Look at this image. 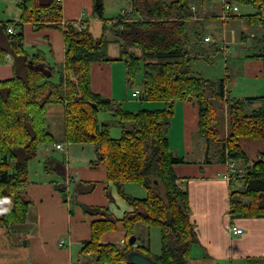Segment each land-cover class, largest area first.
<instances>
[{"label":"trees","instance_id":"obj_1","mask_svg":"<svg viewBox=\"0 0 264 264\" xmlns=\"http://www.w3.org/2000/svg\"><path fill=\"white\" fill-rule=\"evenodd\" d=\"M188 1L132 0L131 18L120 17L108 27L104 0H94V16L103 23L100 37L89 26L80 31L78 21L63 24V7L58 0H22L18 3L20 22L0 24L5 40V45L0 44V65H11L15 73L12 79L0 81V204L4 206L0 227L10 234L15 225L27 219L31 202L24 191L29 184V162L41 146L54 143L47 129L50 103L65 105L67 142L95 145L97 163L106 165L108 182L129 206L120 220L108 208L81 205L74 198L70 201L66 186L54 185L66 203L79 204L85 214L104 218L92 224L91 241L82 249L84 264H134L132 252L149 257L152 264H192L199 239L190 220L189 194L178 184L174 169L186 161L175 156L169 141L175 106L181 100L198 104L199 135L207 144L221 145L219 163L244 162L245 177L240 179L244 189L231 192L232 218L264 217V152L250 163L240 145L243 138L264 145V107L250 111L248 104L254 99H225L226 79L214 81L193 73V63L199 59L190 56L189 45L200 32L192 35L189 24L194 13ZM237 1L255 9L246 21L263 28L264 42V0ZM23 23L34 24L35 30L54 26L63 31L67 51L58 80L52 67L45 65L42 52L31 55L27 51L19 26ZM9 26L17 28L14 34L8 33ZM107 31L118 37L130 86L135 75L143 72L141 102H162L163 109L131 112L93 92L92 64L111 60L106 53ZM130 47L139 52L131 53ZM225 108L230 133L223 139L217 129ZM101 113L111 114L114 122H101ZM115 126L121 129L119 138L111 135ZM43 167L47 173L66 176L65 163L54 156L48 157ZM127 183L143 186L147 197L128 195L124 190ZM120 224L127 244H103V236L117 231ZM140 224L147 230L160 229V254H153L150 245L141 241L137 235ZM130 237H136L135 244H142L135 249L129 244Z\"/></svg>","mask_w":264,"mask_h":264},{"label":"crops","instance_id":"obj_2","mask_svg":"<svg viewBox=\"0 0 264 264\" xmlns=\"http://www.w3.org/2000/svg\"><path fill=\"white\" fill-rule=\"evenodd\" d=\"M16 1L0 0V24L12 20L20 22L21 11ZM128 1L126 10H121V18L134 14L132 0ZM191 3V12L199 13V17L195 15L192 19L197 27L190 25L192 35L199 31L200 37L192 39L189 45L190 56L199 60L206 59L217 51L227 65L226 74L223 78L213 80L226 79L225 99H254L248 104L250 111L264 107V100L260 99L264 98L263 28L250 26L246 21L248 16L256 13L255 9L238 2L239 14L225 22L222 20L220 2L193 0ZM61 4L63 24L83 21L90 30L93 25L97 30H103V23L94 16V0H61ZM122 11H126L125 16ZM110 25L112 23L107 24L108 27ZM19 26L23 28L27 51L31 55L42 52L46 59L45 65L52 67L55 75L58 72L60 78L67 51L63 31L54 26L35 30L32 23ZM109 32L112 31L106 34L109 42L106 53L111 60L92 64L91 86L95 94L116 105H123L122 102L131 94L127 86V68L121 62L118 37L112 32L111 38ZM207 37L211 39L210 42L216 38L217 44L210 45V42L205 41ZM223 43H226L229 54L232 50L230 47L236 50V54L233 55L232 51L229 57H225L227 52L221 47ZM0 44L5 45L1 34ZM109 50L111 56L108 55ZM196 62L193 64H199ZM14 74L11 65H0V81L12 79ZM137 91L141 93L140 88L134 90L132 100H128L132 108L128 111L137 112L145 109L143 106L147 107L141 99L133 97ZM47 129L54 143L41 146L36 158L28 165L29 184L24 192L31 204L27 220L16 225L10 234L0 227V264H84L82 249L91 241L92 224L104 218L85 214L79 204L108 208L120 220L129 211V206L120 197L117 188L108 182L106 165L97 163L95 145L67 142L64 104L47 105ZM169 141L175 156L186 161L174 169L179 178L178 184L189 194L190 220L199 239V244L193 248L192 264H259L264 259V217L232 218L230 215L231 192L243 190V182L234 178L231 183L224 178L228 165L218 162L221 145L216 142L207 144L199 135L197 103L189 100L177 102ZM57 145L63 148L57 149ZM240 145L250 163L259 160L264 152V145L260 141L243 138ZM52 156L65 163V178L45 171L43 163ZM236 165L239 170L246 172L244 162L238 161ZM56 183L64 184L70 201L74 198L79 204L66 203L55 189ZM142 188L138 184L124 185L128 195L140 199L147 197V190L144 188L142 191ZM232 227L242 229V234H234ZM137 235H140V229H137ZM125 239V231L120 224L117 231L103 236L102 243L122 245ZM141 244L137 242V245Z\"/></svg>","mask_w":264,"mask_h":264},{"label":"rangeland","instance_id":"obj_3","mask_svg":"<svg viewBox=\"0 0 264 264\" xmlns=\"http://www.w3.org/2000/svg\"><path fill=\"white\" fill-rule=\"evenodd\" d=\"M14 1L15 0H12V2H14ZM167 1H169V0H167ZM192 1L193 0L187 2L189 6L192 4L191 3ZM16 2H18V1H16ZM128 2H129L128 0H104V5H105V9H106L105 16H106V19L108 20V23H112L113 21H115L118 18H120L119 16L121 15V10L125 9L126 7L129 6ZM12 6H13V4H12ZM242 11H245V10L243 9ZM195 15H197L199 17V13L196 12V14L194 13V17H195ZM129 18H131V17H129ZM191 23H192V21H190L189 25H192L193 27H197V25L194 22L192 24ZM196 23H201V22H196ZM91 30L97 37H100L101 34H102V30L101 29L97 30V27L95 25H93L91 27ZM191 30H192V28H191ZM109 34H110L109 36L111 37L112 36V32L111 33L109 32ZM107 37H108V35H107ZM209 44L210 45L217 44V39L216 38H214V39L212 38V42H210ZM230 48H232V50L230 49V54L233 51V55H235L236 54V50L233 47H230ZM129 51L131 53H138L139 52L135 47H130ZM108 55L109 56L112 55V52L110 50L108 51ZM224 55H225V52H224ZM225 57H226V55H225ZM197 61H198L199 64H197V65L193 64L194 69L192 67L193 73H195V74L202 75V76H205L207 78H211L212 80L213 79H218V78L219 79L223 78L224 74H226V69L225 68H226L227 65L224 62L222 56L218 55L217 51H216V53L214 55H209V57H207L206 59H200V60H197ZM121 62L123 64L125 63L124 61H121ZM194 63H197V62L195 61ZM124 65L126 66V64H124ZM142 75H143L142 71L135 75V81H134V84L132 86H130V83L128 82L127 86L131 90V94H132V92L134 90H136L138 88H140V89L142 88ZM55 77H56L55 80H57L59 78V73L58 72L56 73ZM131 94H129L128 98L124 102H122V104H123L122 106H123V108L125 110H132V108L128 104V100H132V98H131L132 95ZM143 104L147 105V107L142 105L143 108H145L144 110H160V109L164 108V103H162V102H144ZM217 111H218L217 115L221 118V115H220L221 110L219 108H217ZM229 118L230 117H229V114L227 112V108H225L224 109L223 121H222V119H221V121H219V124H221V125L217 129L218 130L217 133L221 134L223 139H225L228 136V134L230 133ZM99 119H100L101 122L102 121H105V122L109 121L110 123L114 122L113 116L111 114H108V113H101L99 115ZM111 135L114 138H119L120 135H121V129L119 127H116V126L113 127L112 130H111ZM214 149H216V148H214ZM130 184H133V183H130ZM139 186H140V184H138V187ZM143 189L144 188H142V191H143ZM136 195H138V194H136ZM139 196H141V195H139ZM3 210H4V206L2 204H0V213H2ZM18 225H20V224H18ZM140 225L141 226L139 228L140 229V235L139 236L141 238V241H144L145 243H148L150 245V248H151V251H152L153 254H160V252H161V233H160V229L158 227H154V228L150 229V231H149V230H147V227H145L143 224H140ZM13 228L11 230H13ZM262 262H263V260H261L259 264H261ZM262 264H264V263H262Z\"/></svg>","mask_w":264,"mask_h":264},{"label":"built area","instance_id":"obj_4","mask_svg":"<svg viewBox=\"0 0 264 264\" xmlns=\"http://www.w3.org/2000/svg\"><path fill=\"white\" fill-rule=\"evenodd\" d=\"M17 1H18L17 3H20L22 0H17ZM58 1L61 2V0H58ZM215 1L220 2L221 6H222V10H223L222 20L223 21L226 22V21L230 20L232 17L237 16L239 14V11H240L239 6L240 5L237 2V0H215ZM125 14H126V11H122V15H125ZM77 26H78L80 31H82L84 28L87 27V25L84 24L83 21H79ZM15 32H16V30L12 26L8 27V33L9 34H14ZM205 41L210 42L211 39L207 37L205 39ZM221 47L227 52L226 56H228L229 50L226 48V43H223V45ZM140 95H141V93L137 91L133 94V97L140 99ZM56 148L62 149L63 147H62V145H57ZM227 165H228V172L224 176L225 179H227L228 181H231L234 178L243 179L245 177V172L239 170L234 161H228ZM232 231L236 235H240L243 232L242 229H239L238 227H232ZM121 244L123 246H125L127 243L125 240H123L121 242ZM60 245L61 246L63 245V241L60 243ZM133 247L136 249V248H138V245L135 244Z\"/></svg>","mask_w":264,"mask_h":264},{"label":"water","instance_id":"obj_5","mask_svg":"<svg viewBox=\"0 0 264 264\" xmlns=\"http://www.w3.org/2000/svg\"><path fill=\"white\" fill-rule=\"evenodd\" d=\"M136 241H137L136 237H130L129 244L134 246ZM130 260L134 264H152L153 263V261L149 257H146L138 252H132L130 254Z\"/></svg>","mask_w":264,"mask_h":264}]
</instances>
